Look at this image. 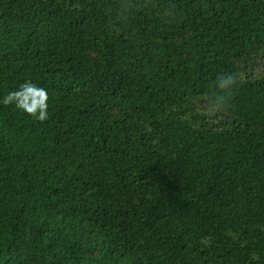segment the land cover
Masks as SVG:
<instances>
[{"label": "trees", "instance_id": "16d2710c", "mask_svg": "<svg viewBox=\"0 0 264 264\" xmlns=\"http://www.w3.org/2000/svg\"><path fill=\"white\" fill-rule=\"evenodd\" d=\"M0 264H264V0H0Z\"/></svg>", "mask_w": 264, "mask_h": 264}, {"label": "clouds", "instance_id": "9594fccd", "mask_svg": "<svg viewBox=\"0 0 264 264\" xmlns=\"http://www.w3.org/2000/svg\"><path fill=\"white\" fill-rule=\"evenodd\" d=\"M236 83L235 75L222 74L217 77L216 87L227 93ZM47 91L31 81H24L16 90L9 91L2 100L4 105H14L39 121L48 118Z\"/></svg>", "mask_w": 264, "mask_h": 264}]
</instances>
